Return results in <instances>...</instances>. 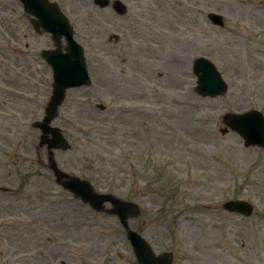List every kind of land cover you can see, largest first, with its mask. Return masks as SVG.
<instances>
[{
  "label": "rangeland",
  "instance_id": "1",
  "mask_svg": "<svg viewBox=\"0 0 264 264\" xmlns=\"http://www.w3.org/2000/svg\"><path fill=\"white\" fill-rule=\"evenodd\" d=\"M122 1L126 18L92 0L61 3L92 84L69 90L53 121L71 144L55 153L58 166L136 202L131 228L173 264H264V149L220 132L225 113L264 114V0ZM1 18L0 264H137L118 220L93 213L40 165L46 151L30 125L51 95V71L32 57L17 0H0ZM198 57L216 66L225 95L197 93ZM232 199L250 202L252 216L224 211Z\"/></svg>",
  "mask_w": 264,
  "mask_h": 264
},
{
  "label": "water",
  "instance_id": "2",
  "mask_svg": "<svg viewBox=\"0 0 264 264\" xmlns=\"http://www.w3.org/2000/svg\"><path fill=\"white\" fill-rule=\"evenodd\" d=\"M102 1L103 3L100 6H105L107 4L106 0H98V3ZM21 2L26 12L37 17L36 26L42 27L53 34L52 38L57 45L60 43L62 36L65 37L67 43L66 53H62L58 47L54 51H45L42 54L43 59L51 66L53 71V92L45 108L43 120L32 125L45 134L42 137V145L46 144L48 147L51 169L54 170L58 183L72 192L75 197L89 204L97 212L105 210L104 204L109 203L111 205V209L107 213L117 215L120 219L138 264H172V254L155 255L140 235L129 228L128 220L139 215V208L136 204L122 201L112 194H98L90 183L79 178L70 177L57 169L52 149L66 150L69 145L60 130L51 129L49 124L57 116L58 108L65 99L66 90L89 85L90 80L83 50L73 40L72 29L68 21L58 12V9L48 5L45 0H21ZM116 6H120L119 2H116ZM210 18L214 24H220V17L210 15ZM194 71L198 78L197 90L202 96H217L225 92L226 85L210 62L202 58L197 59ZM224 123L239 134L245 147H264V120L259 112L227 114L224 117ZM49 132L52 133V138L46 136ZM224 208L244 216H249L252 213L251 205L240 200L228 201L225 203Z\"/></svg>",
  "mask_w": 264,
  "mask_h": 264
},
{
  "label": "flooded vegetation",
  "instance_id": "3",
  "mask_svg": "<svg viewBox=\"0 0 264 264\" xmlns=\"http://www.w3.org/2000/svg\"><path fill=\"white\" fill-rule=\"evenodd\" d=\"M53 1H55V2H60V1H62V0H53ZM110 12H111V17L113 16V17H116V18H126V16L128 15V13H127V11H125V13L124 14H122V15H120V14H118L117 12H115L113 9H112V7L110 6ZM31 39H32V57L33 58H37V54H36V50H37V48H38V45H37V43H39L40 41V39L39 38H37L36 36H38V35H35L34 33H33V30H32V28H31ZM119 31L121 32L122 31V33H129L128 31H126L124 28H122V27H119ZM108 32H109V34L111 35L110 37H109V39H115L116 38V34L117 33H115V28H112L110 25H108ZM118 36V35H117ZM42 37V36H41Z\"/></svg>",
  "mask_w": 264,
  "mask_h": 264
}]
</instances>
